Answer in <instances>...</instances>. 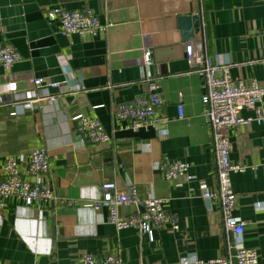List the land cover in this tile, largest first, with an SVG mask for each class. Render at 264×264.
<instances>
[{"label": "crops", "instance_id": "0c3cea01", "mask_svg": "<svg viewBox=\"0 0 264 264\" xmlns=\"http://www.w3.org/2000/svg\"><path fill=\"white\" fill-rule=\"evenodd\" d=\"M54 7L87 8L111 26L96 36H63L59 23L46 17ZM188 15L199 17L192 39L202 41L213 63L231 64L232 78L264 87V0H0V44L22 57L9 71L0 67V86L13 88L0 100V179L9 157L24 158L45 148L50 171L40 180L54 198L41 207V236L50 241V251L43 255L26 242L39 234L40 209L16 197L1 200L0 264H78L84 253L99 259L115 254L122 264H182L191 257L208 261L225 256L219 205L202 198L199 185L217 187L216 157L202 115L203 81L186 75L188 42H182L177 19ZM145 50L152 59L148 69L141 62ZM147 76L157 80L160 111L170 122L121 130L113 110L145 97ZM34 78L43 80L55 102L23 110L12 106L33 89ZM49 83L60 87L51 89ZM179 94L183 120L175 119ZM241 114L252 115L248 110ZM80 115L96 117L110 141L80 143L75 121ZM227 135L230 162L244 168L231 175L234 216L244 222L236 240L264 264V123L242 125ZM174 162L186 164L193 178L164 179L163 166ZM105 182L120 190L134 184L141 197L164 198L163 209L178 228H157L152 239L133 227L117 231L106 209L91 208ZM134 211L132 206L118 209L123 218Z\"/></svg>", "mask_w": 264, "mask_h": 264}, {"label": "built area", "instance_id": "2783aa9c", "mask_svg": "<svg viewBox=\"0 0 264 264\" xmlns=\"http://www.w3.org/2000/svg\"><path fill=\"white\" fill-rule=\"evenodd\" d=\"M50 21H57L60 25V33L63 36H96L106 32L111 24L100 22L95 13L90 9L68 11L54 7L46 12ZM185 57L189 70L186 75H196L203 81V94L201 103L203 106V119L209 128L213 148L216 157L217 187L210 189L202 181L199 182L201 197L207 201H216L220 208L222 228L227 235V252L225 256L213 260L202 261L191 257L184 259L182 264H258L256 252L245 248L236 239L244 231V222L234 216L235 194L232 190L231 175L242 172L244 168L232 164L229 160L230 141L227 132L250 123L263 124L264 110L262 99L264 87L256 82L244 83L242 80L232 78L230 75L231 64L213 63L207 56L201 40L191 39L185 48ZM21 55L12 47L0 44V67L5 71L17 62L21 61ZM144 68L152 66L151 53L145 50L141 57ZM147 94L130 102L117 104L112 117L120 124L119 128L137 131L149 129L157 125L166 126L170 118L162 114L160 108L163 98L158 90V82L155 78L147 76ZM41 78L30 80L33 89L23 93L20 101L15 102L21 110L30 109L33 104L42 106L55 102L56 96L49 94L44 87ZM51 89H58L59 84L49 83ZM111 87V85H108ZM13 92L12 86H0V100H4L9 93ZM182 95H178L176 107V120L185 118L183 111ZM248 110L251 116L244 117L241 112ZM76 132L80 136V143L103 144L110 141L111 136L106 132L96 117L80 115L75 119ZM188 166L183 163H170L163 166L164 179L171 180L178 177H193L187 174ZM50 171L49 153L45 148L31 150L24 158L9 157L3 168L0 179V219L3 203L1 200L16 197L26 205H36L39 210L38 223L39 234L29 236L26 242L29 248L36 254H48L49 242L41 236V223L43 216L42 204L54 200L51 191L42 184L40 176ZM102 195L93 200V210L106 209L108 222L117 231L130 227L136 228L140 236L147 235L152 239L153 230L169 225L171 229H177L176 220L167 215L163 209L166 200L153 195L141 197L134 184L120 190L113 182H105L101 185ZM68 206L72 202H66ZM134 208V214L125 218L121 217L118 209L121 207ZM42 245V248L38 246ZM78 264H122L115 254H108L99 259L94 255L84 253L78 259Z\"/></svg>", "mask_w": 264, "mask_h": 264}, {"label": "water", "instance_id": "95a60500", "mask_svg": "<svg viewBox=\"0 0 264 264\" xmlns=\"http://www.w3.org/2000/svg\"><path fill=\"white\" fill-rule=\"evenodd\" d=\"M177 27L181 31L182 42H189L196 36L200 27V20L198 16H182L177 19ZM50 224L51 238L54 239L57 233V228L53 217Z\"/></svg>", "mask_w": 264, "mask_h": 264}]
</instances>
